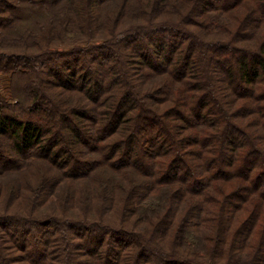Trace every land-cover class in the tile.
Wrapping results in <instances>:
<instances>
[{"label":"trees","instance_id":"16d2710c","mask_svg":"<svg viewBox=\"0 0 264 264\" xmlns=\"http://www.w3.org/2000/svg\"><path fill=\"white\" fill-rule=\"evenodd\" d=\"M1 74L0 264H264V0H0Z\"/></svg>","mask_w":264,"mask_h":264},{"label":"rangeland","instance_id":"374dc122","mask_svg":"<svg viewBox=\"0 0 264 264\" xmlns=\"http://www.w3.org/2000/svg\"><path fill=\"white\" fill-rule=\"evenodd\" d=\"M27 5L28 6L24 7L23 14H24V16H27L30 19V21H27V19L24 17L25 18L24 23L27 25L26 26L27 31H29V30L34 31V29L36 30L38 28L37 22L40 20L39 8L33 7L30 4H27ZM11 36H14V34L11 33ZM11 81H12V78L9 75H5V74L0 75V90L3 92L4 95L8 96V91H10ZM13 86H14V84H13ZM11 93H12L13 100H14L13 89H12Z\"/></svg>","mask_w":264,"mask_h":264},{"label":"built area","instance_id":"2783aa9c","mask_svg":"<svg viewBox=\"0 0 264 264\" xmlns=\"http://www.w3.org/2000/svg\"><path fill=\"white\" fill-rule=\"evenodd\" d=\"M8 94H9V91H8ZM9 97H10V95H9Z\"/></svg>","mask_w":264,"mask_h":264}]
</instances>
